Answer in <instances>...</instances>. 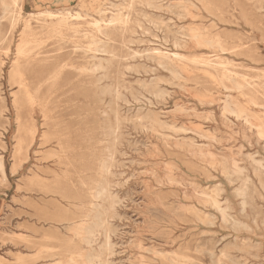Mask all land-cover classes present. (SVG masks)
I'll use <instances>...</instances> for the list:
<instances>
[{
    "label": "rangeland",
    "instance_id": "obj_1",
    "mask_svg": "<svg viewBox=\"0 0 264 264\" xmlns=\"http://www.w3.org/2000/svg\"><path fill=\"white\" fill-rule=\"evenodd\" d=\"M84 1V7L81 0H75L62 6L37 7L34 12L22 0L21 22L12 35H4V40L9 36L11 41L0 44V60L5 63L0 77V111L5 110L0 113V156L7 176L4 181L0 174V264H264V168L256 165H264V137L258 133V125L264 124V0ZM100 6L108 10L105 18L117 12L115 15L124 22L111 24L115 31L107 40L111 52L98 54L105 59V68L88 71L84 67L91 53L83 50L95 31L94 20L100 19L95 12ZM64 7L89 16L82 18L79 36L44 38L42 48L35 47L58 57L62 67L59 97L55 117L49 119L39 108L33 113L24 98L23 120L35 122L38 135L32 144L28 137L18 154L19 121L14 99L23 94L17 84H10L8 76L19 59L16 50L24 28L22 21L29 14ZM4 25L5 33H10V22L4 21ZM87 32L90 36L85 35ZM154 49L181 56H172L174 64L164 65ZM19 61L26 64L25 59ZM223 74L243 87H233ZM226 102L230 108L234 104L242 107L244 114L251 116L250 122L225 110ZM231 159L240 171L231 170ZM103 161L109 165L105 174ZM33 171L42 176L36 186L29 182ZM104 175L115 197L113 207L108 200L92 197ZM209 195L226 209V217L210 202ZM94 200L108 209L107 224L88 244L79 225L92 222L93 214H87ZM107 236L111 247L106 245Z\"/></svg>",
    "mask_w": 264,
    "mask_h": 264
},
{
    "label": "bare ground",
    "instance_id": "obj_2",
    "mask_svg": "<svg viewBox=\"0 0 264 264\" xmlns=\"http://www.w3.org/2000/svg\"><path fill=\"white\" fill-rule=\"evenodd\" d=\"M67 1V0H66ZM65 1V2H66ZM82 2H83V7L84 6H87L85 3V1L84 0H81ZM124 1H126V0H124ZM133 1V0H132ZM178 1V0H177ZM189 0H187V2H188ZM196 1H198V0H196ZM201 1V0H200ZM138 2V1H137ZM179 2V1H178ZM183 2V1H182ZM114 3V2H113ZM136 3V2H135ZM155 3V2H154ZM200 3H202V2H200ZM209 3V2H208ZM22 0H0V5H1V8H2V13L0 14V44H3V43H6V42H10L11 40H9L8 41V39H9V36L7 37V39L6 40H4V35L5 36H7L8 34H10V35H12V32H13V30L17 27V25L19 24V22H21V16H22V13H23V6H22ZM99 4V3H98ZM116 4V3H115ZM138 4H140V2L138 3ZM150 4V3H149ZM180 4H182V3H180ZM101 5V4H100ZM130 5V4H129ZM131 5H132V3H131ZM151 5V4H150ZM176 5H177V3H176ZM176 5H174V6H176ZM188 5V4H187ZM196 5V4H195ZM111 6V5H110ZM115 6V5H114ZM143 6H144V4H143ZM151 6H153V5H151ZM160 6H161V4H160ZM167 6H171V4L169 3ZM166 5H165V7H167ZM173 6V7H174ZM178 6V5H177ZM176 6V7H177ZM189 6H190V4H189ZM193 6V5H192ZM104 7H105V5H104ZM103 6H100L95 12H96V14H98L99 15V17H100V19H95L94 20V22H93V24H94V33H92L91 34V40H89V42H88V46H87V48H85L83 51L84 52H86V53H88V52H90L91 53V55H89V57L91 58V60L89 61V64L87 65V66H85L84 67V69H86V70H88V71H95V70H98V69H103V68H105V65H104V60L105 59H103V58H100L99 56H98V54H100V53H110L111 52V50L109 49V47H108V42H107V40L110 38V35L113 33V32H115V31H112V29H111V24H114V22H118V21H121L122 19H121V16H119V15H115L116 13H114V15L113 16H111L110 18L108 17V18H105L106 16H107V9L106 8H104ZM112 7V6H111ZM148 7V6H147ZM158 7H159V5H158ZM173 7H171V9L173 8ZM176 7H174L175 9H176ZM194 7V6H193ZM205 7V6H204ZM116 8V7H115ZM151 8H153V7H151ZM156 8V7H155ZM160 8V7H159ZM118 9V8H117ZM129 9H130V7H129ZM160 9H162V7L160 8ZM159 9V10H160ZM163 9H164V7H163ZM166 9V8H165ZM169 9V8H168ZM182 9H184V8H182ZM195 9V8H194ZM200 9V8H199ZM119 10H120V8H119ZM124 10H125V8H124ZM153 10H154V8H153ZM158 10V9H157ZM173 10V9H172ZM163 11V10H162ZM170 11V10H169ZM176 11V10H175ZM85 12V11H84ZM140 12V11H139ZM141 12H143V11H141ZM179 12V11H178ZM177 12V13H178ZM111 13H112V11H111ZM144 13V12H143ZM153 13V12H152ZM183 13V12H182ZM132 14V13H131ZM138 14V13H137ZM145 14V13H144ZM173 14V13H172ZM175 14V13H174ZM188 14V13H187ZM195 14V13H194ZM128 15H129V13H128ZM127 15V16H128ZM147 16H148V14H146ZM161 15V14H160ZM179 15H180V13H179ZM29 18H26L24 21H22V23L24 22V25H23V27L24 28H22V30H21V33H20V40H19V42H18V45H17V53H18V58L20 59V58H22V59H25L26 60V64L25 65H22V63H20V61H19V59H18V61H16V62H14L13 63V66H12V70H11V72H10V76H8L9 77V80H10V84L11 85H13V84H17L18 86H19V88L21 89V92H22V96H17V95H15V99H14V106L17 108L16 110H18V117H17V119H18V121H19V127H18V136H17V147H16V152L19 154V153H21L22 151H23V148H24V146L27 144V140H28V137L30 138V143L32 144L33 142H34V140L36 139V137H37V135H38V126H37V124L35 123V122H28V121H24L23 120V118H24V115H23V110H24V108H25V104H24V98H27V101H28V103H29V105H30V108H31V111L34 113V110L36 109V108H39L41 111H42V113H43V116H44V118H47V119H49V118H51L52 116H53V118L55 117V106H56V104H57V102H58V97H59V94H58V91H59V77H60V73H61V69H62V67L61 66H59V64L57 63V61H58V57L56 56V55H51L50 54V51H41V49H39V48H42L41 47V45L43 44V43H45L46 42V40H43L44 38H46V39H49V38H51V37H53V36H61L62 38H64V37H70L71 39H72V37H76V36H79V33H81L82 32V27H81V20H82V18H84V17H86V16H89V14L88 13H85V14H83L80 10H77V11H75V12H73V11H71L69 8H65L64 7V9H58V10H46L45 12H39L38 14H29ZM146 16V18H148ZM159 16V15H158ZM177 16V15H176ZM183 16V15H182ZM150 17L152 18V15H151V13H150ZM153 17H154V15H153ZM185 17V16H184ZM216 17V16H215ZM46 18H48V19H46ZM150 18V19H151ZM177 18V17H176ZM180 18V17H179ZM186 18V17H185ZM189 18V17H188ZM145 19V18H144ZM152 19H157V18H152ZM163 19V18H162ZM171 19V18H170ZM196 19V18H195ZM7 20V22H10V25H9V27H11V32L10 33H8V32H6L5 33V31H4V27H5V25H4V21H6ZM129 20V19H128ZM137 20V19H136ZM146 20V19H145ZM164 20V19H163ZM219 20V19H218ZM33 21L36 23V25L33 23ZM153 21V20H152ZM154 21H156V20H154ZM174 21V20H173ZM122 22H124L123 20H122ZM140 22V21H139ZM147 22V21H146ZM148 22H149V20H148ZM147 22V23H148ZM169 22H171V21H169ZM120 23V22H119ZM154 23V22H153ZM165 23H166V21H165ZM42 24V25H41ZM124 24V23H123ZM135 24V23H134ZM139 24H141V23H139ZM148 24H150V23H148ZM138 25V24H137ZM158 25V24H157ZM161 25V24H160ZM167 25V24H166ZM169 25V24H168ZM139 26V25H138ZM155 26V24L153 25V27ZM164 26V25H163ZM173 26V25H172ZM191 26V25H190ZM192 26H193V23H192ZM197 26V25H196ZM195 26V27H196ZM165 27V26H164ZM181 27V26H180ZM198 27V26H197ZM217 27H219V26H217ZM42 28V29H41ZM133 28V27H132ZM141 28V27H140ZM139 28V29H140ZM144 28V27H143ZM155 28V27H154ZM157 28V27H156ZM156 28H155V30H156ZM162 28V27H161ZM166 28V27H165ZM164 28V29H165ZM173 28V27H172ZM178 29H180L179 27H177ZM184 28V27H183ZM115 29H117L116 31L118 32V31H122V28H115ZM137 28H135V30H136ZM142 29V28H141ZM141 29H140V31H141ZM158 29V28H157ZM163 29V28H162ZM190 29V28H189ZM198 29H200V27L198 28ZM130 31H131V29H129ZM134 30V29H133ZM134 30V31H135ZM144 30V29H143ZM159 30V29H158ZM175 30V29H174ZM187 30V29H186ZM157 31V30H156ZM161 31V30H160ZM190 31V30H189ZM205 31H206V29H205ZM112 32V33H111ZM145 32V31H144ZM153 32V31H152ZM177 32V31H176ZM175 32V33H176ZM184 32V31H183ZM196 32V31H195ZM194 32V33H195ZM201 32V30H199V33ZM211 32V31H210ZM135 33V32H134ZM133 33V34H134ZM136 33H138V32H136ZM147 33V32H146ZM186 33V32H185ZM187 33H189V32H187ZM132 34V33H131ZM139 34V33H138ZM141 34H142V32H141ZM145 33H143V35H144ZM167 34V33H166ZM176 34H178V33H176ZM191 34V33H190ZM189 34V35H190ZM196 34V33H195ZM203 34V33H202ZM201 34V35H202ZM85 35H88V36H90V33L89 32H87V33H85ZM135 35V34H134ZM148 35V34H147ZM164 36H165V34H163ZM179 35V34H178ZM189 35H187V36H189ZM200 35V36H201ZM205 35V34H204ZM3 36V37H2ZM152 36V35H151ZM167 36V35H166ZM173 36V35H172ZM183 36H184V34H183ZM186 36V35H185ZM217 36H219V35H217ZM160 37V36H159ZM178 37V36H177ZM203 37V36H202ZM189 38V37H188ZM195 38V37H194ZM165 39V38H164ZM195 40V39H193V38H191L190 37V40ZM137 41L139 40V39H136ZM141 40H142V38H141ZM147 40V39H146ZM166 40V39H165ZM208 40V39H207ZM75 41V40H74ZM172 41H174V40H172ZM185 41H187V40H185ZM138 42H140V44H141V41H138ZM188 42V41H187ZM75 43H77V42H75ZM133 43V42H132ZM148 43H149V41H148ZM155 44H156V42H154ZM161 43V42H160ZM166 43V42H165ZM174 42H172V44H173ZM189 43V42H188ZM193 43V42H192ZM195 43V42H194ZM137 44H139V43H137ZM162 44V43H161ZM177 44H179V43H177ZM190 44V43H189ZM204 44V43H203ZM219 44V43H218ZM181 45V44H180ZM197 45V44H196ZM37 46H39V48H37L36 50H34L35 49V47H37ZM175 46V45H174ZM189 46V45H188ZM187 46V47H188ZM208 46V45H207ZM222 46V45H221ZM166 47V46H165ZM181 47V46H180ZM186 47V48H187ZM190 47H191V45H190ZM197 47V46H196ZM76 48H81V47H79V46H76ZM169 48V47H168ZM175 48H176V46H175ZM182 48V47H181ZM194 48V47H193ZM158 49V48H157ZM157 49H154V54L157 56V58H158V61L160 62V63H162V64H164V65H168V66H171V65H173L174 63H173V57L174 58H178V57H180L181 55H179V54H177V53H174V54H170V53H165V52H162L161 50H157ZM143 50H145V49H142V51ZM187 50V49H186ZM225 50V49H224ZM226 50H227V48H226ZM232 50H234V49H232ZM148 51V53H149V51L150 50H147ZM138 53V52H137ZM152 54V53H151ZM151 54H149L150 55V58H151ZM145 55H146V53H145ZM153 55V54H152ZM139 56V55H138ZM173 56V57H172ZM182 57H183V55H182ZM149 58V59H150ZM154 58V57H153ZM152 58V62H154V59ZM185 58V57H184ZM205 58V57H204ZM146 59H148L147 57H146ZM148 59V60H149ZM156 59V58H155ZM182 59V58H181ZM193 59H195V58H193ZM193 59H192V61H193ZM213 59V58H212ZM211 59V60H212ZM198 60V59H197ZM205 60V59H204ZM210 60V61H211ZM216 60V59H215ZM209 61V60H208ZM207 62V61H206ZM183 63V62H182ZM195 63V62H194ZM3 64H5L4 63V61H2V60H0V77L2 76V73H3V68H4V66H3ZM159 64V63H158ZM187 64V63H186ZM197 64V63H196ZM209 64H210V62H209ZM227 64V63H226ZM59 66V67H58ZM161 66V65H160ZM208 66V65H207ZM225 66V65H224ZM25 67V68H24ZM178 67H179V65H178ZM145 68V67H144ZM162 68H164L163 66H162ZM168 68V67H167ZM82 69V68H81ZM146 69H148V68H146ZM152 69V68H151ZM150 69V70H151ZM199 69V68H198ZM197 69V70H198ZM153 70V69H152ZM166 70V69H165ZM187 70V69H186ZM185 70V71H186ZM196 70V69H195ZM203 69H201V71H202ZM170 71V70H169ZM200 71V72H201ZM203 71H205V69L203 70ZM206 71H207V69H206ZM29 72H31L32 73V75H31V77L30 76H28V73ZM152 72V71H151ZM233 72V71H232ZM236 72V71H235ZM190 73V72H189ZM188 73V74H189ZM193 73V72H192ZM210 73V72H209ZM213 73V72H212ZM230 73V72H229ZM174 74H176V73H174ZM180 74V73H179ZM243 73H241L240 75H242ZM236 75H239V74H236ZM244 75V74H243ZM213 76H215L214 75V73H213ZM223 76V79L224 78H230V80L232 81V83H233V87H237V88H242L243 86H242V84H241V82H239L238 80H235V79H232L230 76H227L226 77V74H223L222 75ZM246 76V75H245ZM237 77V76H236ZM264 77V76H263ZM258 78V77H257ZM261 78V77H260ZM184 79H186V77L184 78ZM215 79H217V78H215ZM254 79V78H253ZM182 80V79H181ZM214 80V79H213ZM169 81V80H168ZM163 82V81H162ZM165 83V82H164ZM168 83V82H167ZM170 83V82H169ZM8 84V83H7ZM140 84V83H139ZM159 84V83H158ZM144 85V84H143ZM158 86V85H157ZM171 86V85H170ZM224 86V85H223ZM149 88H151V87H149ZM154 88H156V87H154ZM181 88V87H180ZM230 88V87H229ZM160 89V88H159ZM165 89V88H164ZM110 90V89H109ZM150 90V89H149ZM157 90V89H156ZM183 90V89H182ZM0 91H1V89H0ZM151 91V90H150ZM155 91V90H154ZM163 91V93L166 91H164V90H162ZM168 91V90H167ZM170 91H172V90H170ZM183 92V91H182ZM153 94H154V92H152ZM156 93V92H155ZM167 93V92H166ZM184 93V92H183ZM160 94H161V92H160ZM170 94V93H169ZM185 94V93H184ZM186 95H187V93H186ZM190 95V94H189ZM14 96V95H13ZM134 96V95H133ZM155 96V95H154ZM158 96H159V92H158ZM158 96H155V97H158ZM164 96V95H163ZM188 96V95H187ZM190 96H192V95H190ZM231 96V95H230ZM137 97V96H136ZM135 97V98H136ZM144 97V96H143ZM159 97H161V96H159ZM145 98H147V97H145ZM164 98V97H163ZM194 98V97H193ZM198 99V98H197ZM226 99V98H225ZM2 102H3V99H0ZM123 100H125V98L123 99ZM149 101H150V98L148 99ZM221 100V99H220ZM159 101V100H158ZM144 102V101H143ZM151 102V101H150ZM160 102V101H159ZM152 103V102H151ZM150 103V104H151ZM181 103V102H180ZM179 103V104H180ZM204 103V102H203ZM227 104L225 105V110H227V111H230V112H232V113H234V114H236L237 115V118H238V116L239 117H243L245 120H246V122H250V117L251 116H249L248 114H244L245 113V111H244V109H242V107H240L238 104H234V107L233 108H230V106L228 105V102H226ZM153 104V103H152ZM164 104V103H163ZM182 104V103H181ZM201 104V103H200ZM187 105V104H186ZM178 106V105H177ZM181 107V106H180ZM184 107V106H183ZM140 108V107H139ZM138 108V109H139ZM192 108V107H191ZM194 108V107H193ZM192 108V109H193ZM130 109V108H129ZM128 109V110H129ZM149 109V108H148ZM147 109V110H148ZM127 110V111H128ZM132 109H130V111H131ZM172 110V109H171ZM177 111H178V109H176ZM191 110V109H190ZM5 110L3 109V111H0V113H2V112H4ZM142 111H143V108H142ZM154 111V110H153ZM185 111H187V110H185ZM192 111V110H191ZM195 111H197V110H195ZM194 111V112H195ZM201 111V110H200ZM223 111V110H222ZM226 111V112H227ZM139 112V111H138ZM151 112H152V110H151ZM150 112V113H151ZM154 112H156V110L154 111ZM169 112H171V111H169ZM174 112H176V111H174ZM189 112V111H188ZM198 112V111H197ZM196 112V114H197V117H198V113ZM209 112H212V111H209ZM208 112V113H209ZM10 113V112H9ZM141 113V112H140ZM140 113H138V114H140ZM180 113V112H179ZM178 113V114H179ZM186 113V112H185ZM204 113V112H203ZM206 113H207V111H206ZM135 114H136V112H135ZM153 114V113H152ZM172 114V113H171ZM183 114V113H182ZM196 114L194 115V116H196ZM205 114V113H204ZM137 115V114H136ZM162 115V114H161ZM180 115H181V113H180ZM187 116H189L188 114H186ZM200 115V114H199ZM209 115V114H208ZM213 115V114H212ZM40 116V115H39ZM143 116V115H142ZM148 116V115H147ZM150 116H151V114H150ZM163 116V115H162ZM165 116V115H164ZM207 116V115H206ZM226 116V115H225ZM145 117V116H144ZM185 117V116H184ZM202 116H200V118H201ZM214 117V116H213ZM227 117V116H226ZM208 118V117H207ZM149 119V117H147V120ZM205 119H206V117H205ZM209 119V118H208ZM41 120V119H40ZM231 120V119H230ZM132 121V120H131ZM151 121H153L152 119H151ZM157 121L159 122V120L157 119ZM174 121H176V120H174ZM178 121V120H177ZM154 122V121H153ZM155 122H156V120H155ZM162 122V121H161ZM164 122V121H163ZM182 122H184V121H182ZM186 122V121H185ZM188 122V121H187ZM187 122H186V125H188L187 124ZM18 123V122H17ZM130 123V122H129ZM157 123V122H156ZM150 124V123H149ZM159 125H160V123H158ZM162 124V123H161ZM182 124V123H181ZM184 124V123H183ZM199 124V123H198ZM250 124V123H249ZM174 125V124H173ZM172 125V126H173ZM185 125V124H184ZM201 125V124H200ZM203 125V124H202ZM252 125V124H251ZM9 126V125H8ZM164 126V125H163ZM163 126H161V127H163ZM171 126V127H172ZM231 126H232V124H231ZM234 126V125H233ZM244 126H246L245 124H244ZM137 127V126H136ZM141 127V126H140ZM183 127V126H182ZM193 127V126H192ZM196 127V126H195ZM236 127H238V126H236ZM235 127V128H236ZM138 128V127H137ZM167 129H168V127H166ZM166 128H164V129H166ZM234 127H233V129H235ZM141 129V128H140ZM166 129V130H167ZM174 129V126H173V128H172V130ZM183 129V128H182ZM186 129V128H185ZM184 129V130H185ZM190 129H192V128H190ZM210 129V128H209ZM208 129V130H209ZM238 129V128H237ZM236 129V130H237ZM258 129H259V134L261 135V136H263L264 137V124H260V125H258ZM135 130L137 131L138 129H136L135 128ZM156 130V129H155ZM168 130H170V129H168ZM183 130V131H184ZM177 131V130H176ZM191 131V130H190ZM210 131V130H209ZM155 132V131H154ZM174 132V131H173ZM178 133H179V131H177ZM176 132V133H177ZM188 132V131H187ZM238 132V131H237ZM147 133V132H146ZM156 133V135H157V132H155ZM193 133V132H192ZM197 133V132H196ZM195 133V134H196ZM257 133V132H256ZM1 134V133H0ZM42 134V133H41ZM131 134V133H130ZM162 134V133H161ZM166 135H165V137L167 136V133H165ZM199 134V133H198ZM213 134V133H212ZM151 135V134H150ZM169 135V134H168ZM200 135V134H199ZM246 135V134H245ZM44 136V135H43ZM47 136V135H46ZM172 136V135H171ZM201 137H202V135H200ZM215 136V135H214ZM247 136V135H246ZM249 136V135H248ZM247 136V137H248ZM251 136V135H250ZM45 137V136H44ZM147 137V136H146ZM152 137V136H151ZM157 136H155V138H156ZM162 137V136H161ZM169 137V136H168ZM175 137V136H174ZM188 137V136H187ZM190 137H192L193 138V136H190ZM42 138V137H41ZM178 138V137H177ZM176 138V139H177ZM182 138V137H181ZM191 138V140H193ZM195 138V137H194ZM248 138H250V137H248ZM137 139V138H136ZM142 139V138H141ZM163 139H165V138H163ZM196 139V138H195ZM209 139V138H208ZM231 139V138H230ZM258 139V138H257ZM167 140H168V138H167ZM170 140H171V138H170ZM182 140V139H181ZM211 140V139H210ZM249 140V139H248ZM129 141V140H128ZM184 141V140H183ZM182 141V142H183ZM186 141V140H185ZM137 142V141H136ZM142 142V141H141ZM178 142H179V140H178ZM191 142H194V141H191ZM190 142V143H191ZM46 143H47V141H46ZM167 143V142H166ZM202 143V142H201ZM208 143V142H207ZM257 143V142H256ZM44 144V143H43ZM136 145H137V143H135ZM142 144V143H141ZM157 144V143H156ZM163 144V143H162ZM171 144V143H170ZM175 144H176V142H175ZM194 143H192V144H190V145H193ZM205 144V143H204ZM135 145V146H136ZM158 145V144H157ZM208 145V144H207ZM213 146H214V144H212ZM250 145V144H249ZM259 145V144H258ZM263 145V144H262ZM44 146V145H43ZM154 146V145H153ZM164 146V145H163ZM180 146V145H179ZM178 146V147H179ZM209 146V145H208ZM147 147V146H146ZM168 147V146H167ZM182 147V146H181ZM191 147V146H190ZM198 147H199V144H198ZM197 147V148H198ZM201 147V146H200ZM204 147H205V145H204ZM132 148V147H131ZM138 148V147H137ZM165 148V147H164ZM189 148V147H188ZM214 148V147H213ZM221 148V147H220ZM182 149V148H181ZM199 149V148H198ZM208 149V148H207ZM215 149V148H214ZM224 149V148H223ZM222 149V150H223ZM237 149V148H236ZM242 149V148H241ZM47 150V149H46ZM139 150H140V148H139ZM151 150V149H150ZM157 150V149H156ZM159 150V149H158ZM191 150H192V148H191ZM199 150H201V148L199 149ZM198 150V151H199ZM203 150V149H202ZM222 150H220V151H222ZM161 151V150H160ZM193 151V150H192ZM206 151V150H205ZM212 151V150H211ZM215 151V150H214ZM133 152V151H132ZM143 152V151H142ZM159 152V151H158ZM191 152V151H190ZM194 152H196V149H195V151ZM193 152V153H194ZM201 152H203L204 153V151H201ZM216 152V151H215ZM215 152H212V153H215ZM219 152V151H218ZM225 152V151H224ZM241 152V151H240ZM189 153V152H188ZM206 153H207V151H206ZM208 153H210V152H208ZM141 154V153H140ZM145 154V153H144ZM152 154V153H151ZM189 154H191V153H189ZM195 154V153H194ZM221 154V153H220ZM146 155V154H145ZM197 155H199L198 154V152H197ZM201 155V154H200ZM215 155V154H214ZM217 155V154H216ZM215 155V156H216ZM247 155V154H246ZM254 155V154H253ZM143 156V155H142ZM202 156V155H201ZM201 156H200V158H201ZM214 156V157H215ZM251 156V155H250ZM249 156V157H250ZM42 157V156H41ZM152 157V156H151ZM195 157V156H194ZM203 157V156H202ZM212 157V156H211ZM210 157V158H211ZM218 157H219V155H218ZM248 157V158H249ZM153 158H154V156H153ZM209 158V159H210ZM220 158V157H219ZM223 158V157H222ZM14 159V158H13ZM212 159V158H211ZM224 159V158H223ZM223 159H221V160H223ZM226 160V159H225ZM233 159H231V162L233 163V161H232ZM132 161L133 160H131V162L130 163H132ZM224 161V160H223ZM228 161V160H227ZM259 161V160H258ZM141 162V161H140ZM235 162H236V160H235ZM261 162H262V160H261ZM137 163V162H136ZM165 163V162H164ZM220 163V162H219ZM231 163V164H232ZM253 163V162H252ZM257 163V162H256ZM255 163V164H256ZM166 164V163H165ZM234 164V163H233ZM139 165V164H138ZM157 165V164H156ZM171 165V164H170ZM229 165V164H228ZM256 165H259L260 167L262 166L263 168H264V165L263 164H261V163H259V164H256ZM159 166V165H158ZM172 166L174 167L175 165H173L172 164ZM160 167H163V166H161L160 165ZM231 167H233V169L231 168V170H234V171H236V172H238V171H240V168L236 165V164H234V166H231ZM164 168V167H163ZM175 168V167H174ZM244 168V167H243ZM257 168V167H256ZM38 169V168H37ZM101 169H102V172H103V174H105V173H108L109 172V165L105 162V161H103L102 163H101ZM162 169V168H161ZM165 169V168H164ZM163 169V170H164ZM167 169V168H166ZM178 169H180V168H178ZM245 169V168H244ZM254 169V168H253ZM146 170V169H145ZM167 170H169V169H167ZM246 170V169H245ZM148 171V170H147ZM147 171H145V172H147ZM120 172V171H119ZM142 171H140V173H141ZM13 173V172H12ZM0 174H1V177H2V179L5 181L6 180V178H7V176H6V170H5V164H4V162H3V159H2V156H0ZM142 174H143V172H142ZM146 174V173H145ZM144 174V175H145ZM242 174H243V172H242ZM230 175V174H229ZM131 177H133V176H131ZM135 177V176H134ZM133 177V178H134ZM225 177H227V176H225ZM229 177V176H228ZM165 178H166V175H165ZM41 179H42V176H41V174L39 173V172H35V171H33L32 172V175L30 176V179H29V182H30V184L31 185H34V186H36L38 183H40L41 182ZM168 179V178H167ZM231 179V177L229 178V180ZM19 181V180H18ZM167 181V180H166ZM186 181H188V180H186ZM22 182V181H21ZM169 182V181H168ZM172 182H175V180L174 181H172ZM185 182V181H184ZM24 183V182H23ZM148 183V182H147ZM158 183V182H157ZM190 183V182H189ZM188 183V184H189ZM18 184V183H17ZM173 184V183H172ZM192 184V183H191ZM157 187V186H156ZM184 187V186H183ZM190 187V186H189ZM205 187V186H204ZM18 188V187H17ZM192 188H193V185H192ZM236 188V187H235ZM239 188V187H238ZM136 189V188H135ZM184 189V188H183ZM187 189V188H186ZM186 189H184L185 191H186ZM148 190V189H147ZM236 190V189H235ZM128 191V190H127ZM126 191V192H127ZM136 191V190H135ZM184 191V192H185ZM118 192V190L116 191V193ZM129 192V191H128ZM183 192V193H184ZM196 193V192H195ZM211 193V192H210ZM24 194V193H23ZM151 194V193H150ZM197 194V193H196ZM235 194H236V192H235ZM127 195V194H126ZM125 195V196H126ZM152 195V194H151ZM201 195V194H200ZM206 195V194H205ZM238 195V194H237ZM124 196V195H123ZM157 196V195H156ZM203 196V195H202ZM24 197V196H23ZM31 197V196H30ZM34 197V196H33ZM92 197L94 198V199H96V200H98V199H101V200H108V202H109V204H110V206L111 207H113V205H114V201H115V197H114V195H113V193H112V191H111V185H110V182H109V180L107 179V177H105V175L104 176H102L101 177V180L97 183V186L94 188V191H93V193H92ZM130 197V196H129ZM152 197L154 198V196L152 195ZM13 198H15V197H13ZM42 198V197H41ZM128 198V197H127ZM132 198H133V196H132ZM23 199V198H22ZM25 199H26V197H25ZM24 199V200H25ZM50 199V198H49ZM134 199V198H133ZM143 199V198H142ZM161 199V198H160ZM169 199V198H168ZM19 200V199H18ZM28 200H30L29 198H28ZM46 200V199H45ZM135 200V199H134ZM209 200H210V202L215 206V207H217V209L222 213V215H223V217H226L227 216V212H226V209H224V208H222L221 206H220V202L214 197V196H210L209 195ZM15 201V200H14ZM32 201H33V199H32ZM35 201V200H34ZM33 201V202H34ZM38 201V200H37ZM36 201V202H37ZM43 201V200H42ZM53 201H54V198H53ZM137 201V200H136ZM140 201V200H139ZM173 201V200H172ZM54 202H56V201H54ZM57 202H59V201H57ZM56 202V203H57ZM61 202V201H60ZM177 202V201H176ZM21 203V202H20ZM35 203V202H34ZM53 203V202H52ZM55 203V204H56ZM138 203V202H137ZM162 203V202H161ZM166 203V202H165ZM172 202H170L169 204H171ZM37 204H39V203H37ZM50 204V203H49ZM60 204V203H59ZM152 204V203H151ZM34 205V204H33ZM61 205V204H60ZM63 205V204H62ZM147 205V204H146ZM158 205V204H157ZM161 205V204H160ZM168 205V204H167ZM176 205V204H175ZM191 206H192V204H190ZM245 205V204H244ZM35 206H36V204H35ZM41 206V204L38 206V207H40ZM46 206V205H45ZM170 206V205H169ZM194 206H196V205H194ZM29 207H31V205H29ZM28 207V208H29ZM34 207V206H33ZM38 207H36L37 209H38ZM49 206H47V208H48ZM121 207V206H120ZM187 207V206H186ZM43 208V207H42ZM41 208V209H42ZM56 208H57V206H56ZM128 208V207H127ZM153 208H154V206H153ZM156 208V207H155ZM31 209V208H30ZM26 210V209H25ZM59 210V209H58ZM146 210V209H145ZM153 210V209H152ZM238 212V211H237ZM26 213V212H25ZM24 213V214H25ZM108 213V209H106L102 204H100V203H96L95 202V200H94V202H92V207L91 208H89V213L87 214V217L88 216H91L92 214V217H93V220H92V222L91 223H87V222H84V223H81L80 225H79V232H80V234L82 233L83 234V236H82V239L85 241V242H87L88 244H91L92 242H93V238H94V236H95V232H97V230L99 229V228H105L106 227V224H107V222H106V218H105V216H106V214ZM125 213V212H124ZM159 213V212H158ZM209 213V212H208ZM23 214V213H22ZM132 214V213H131ZM145 214V213H144ZM239 214V213H238ZM26 215V214H25ZM123 215V214H122ZM133 215V214H132ZM210 215H212V214H210ZM221 215V216H222ZM30 216V215H29ZM125 215H123V217H124ZM164 216V215H163ZM214 216V215H213ZM239 216V215H238ZM31 218V217H30ZM124 218H126V216L124 217ZM128 219V218H127ZM148 219V218H147ZM126 220V219H125ZM132 220H133V218H132ZM29 221V220H28ZM142 221V220H141ZM238 221V220H237ZM138 222V221H137ZM153 222H155V221H153ZM144 223V222H143ZM264 223V222H263ZM22 224V223H21ZM25 224V223H24ZM27 224V223H26ZM136 224V223H135ZM134 224V225H135ZM239 224H241V223H239ZM44 226V225H43ZM70 226V225H69ZM69 226L67 227V228H69ZM143 226V225H142ZM24 227V226H23ZM22 227V228H23ZM27 227H28V225H27ZM66 227V226H65ZM116 227H117V225H116ZM119 227H121V226H119ZM26 228V227H25ZM51 228V227H50ZM141 228V227H140ZM148 228V227H147ZM27 229V228H26ZM25 229V230H26ZM29 229V228H28ZM24 230V229H23ZM118 230V229H117ZM13 231V230H12ZM29 231V230H28ZM31 231V230H30ZM125 231H127V230H125ZM128 231H130V230H128ZM14 232V231H13ZM32 232H33V230H32ZM113 232V231H112ZM133 232V231H132ZM231 232V231H230ZM117 233V232H116ZM233 233V232H232ZM109 234V233H108ZM126 234V233H125ZM129 234H130V232H129ZM147 235V234H146ZM245 235V234H244ZM29 236V235H28ZM32 237V236H31ZM114 237H115V235H114ZM146 237V236H145ZM252 237V236H251ZM148 238V237H147ZM151 239V238H150ZM153 239V238H152ZM130 240V239H129ZM156 241V240H155ZM139 242H141V241H139ZM121 243V242H120ZM132 243V242H131ZM13 244V243H12ZM127 244V243H126ZM16 245V244H15ZM106 245H107V247H111L112 246V244H111V241H110V238L107 236L106 237ZM137 245H141V244H137ZM204 245V244H203ZM142 246H143V244H142ZM202 246V245H201ZM25 247V246H24ZM139 247V246H138ZM148 247V246H147ZM136 248H137V246H136ZM139 248H142V247H139ZM151 248V247H150ZM200 249V248H199ZM207 249V248H206ZM141 250V249H140ZM148 250V249H147ZM146 250V251H147ZM6 251V250H5ZM10 251H12L11 249H10ZM20 251V250H19ZM160 251V250H159ZM199 251V250H198ZM149 252V251H148ZM150 252H152V251H150ZM155 252H158L157 250H155ZM160 252H162V251H160ZM168 253V252H167ZM166 253V254H167ZM170 253V252H169ZM7 254V253H6ZM171 254V253H170ZM137 255V254H136ZM161 255V254H160ZM14 256H17V255H14ZM18 256H20V255H18ZM157 256V255H156ZM12 257V256H11ZM32 257V256H31ZM242 257V256H241ZM89 258V257H88ZM129 258V257H128ZM133 258H135V257H133ZM163 258V257H162ZM125 260H127L126 258H124ZM123 259V260H124ZM165 259V258H164ZM171 259V258H170ZM3 260V259H2ZM173 260V259H172ZM5 260H3L2 262H4ZM130 261V260H129ZM194 261H196V260H194ZM212 261H214V260H212ZM6 262V261H5ZM11 262V261H10ZM60 262V261H59ZM176 262V261H175ZM200 262V261H199ZM5 264V263H4ZM47 264V263H46ZM50 264V263H49ZM52 264H54V263H52ZM122 264V263H121ZM129 264V263H128Z\"/></svg>",
    "mask_w": 264,
    "mask_h": 264
},
{
    "label": "crops",
    "instance_id": "obj_3",
    "mask_svg": "<svg viewBox=\"0 0 264 264\" xmlns=\"http://www.w3.org/2000/svg\"><path fill=\"white\" fill-rule=\"evenodd\" d=\"M24 0L25 6L29 7L32 11L35 12L37 7L40 8H51L54 6H62L67 5L68 3L71 4L75 0ZM41 11V10H40Z\"/></svg>",
    "mask_w": 264,
    "mask_h": 264
}]
</instances>
